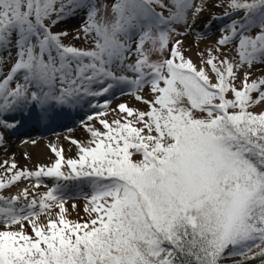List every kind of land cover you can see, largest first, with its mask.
I'll use <instances>...</instances> for the list:
<instances>
[{
	"label": "snow or ice",
	"instance_id": "6c2138e0",
	"mask_svg": "<svg viewBox=\"0 0 264 264\" xmlns=\"http://www.w3.org/2000/svg\"><path fill=\"white\" fill-rule=\"evenodd\" d=\"M204 9L205 0H115L109 18L96 0H0V126L15 128L3 117L25 107L47 116L121 86L148 106L120 103L111 122L104 111L88 116L104 130L85 125L88 143L71 141L77 158L51 146L57 158L47 168L0 165V190L22 179L35 178L36 187L41 177L56 181L38 198L28 189L0 195V264H220L231 256L264 264V111L250 110L264 101V75L245 71L242 86L233 83L241 66L264 63V0H227L213 21L243 15L220 27L217 51L235 41L238 62H217L209 50L197 67L181 41L169 42L172 25L191 30L189 15L195 21ZM80 10L76 39L83 32L89 48L52 30ZM155 51L168 58L151 60ZM146 85L151 99L140 95ZM77 179L90 193L86 218L72 220L61 181Z\"/></svg>",
	"mask_w": 264,
	"mask_h": 264
},
{
	"label": "rangeland",
	"instance_id": "374dc122",
	"mask_svg": "<svg viewBox=\"0 0 264 264\" xmlns=\"http://www.w3.org/2000/svg\"><path fill=\"white\" fill-rule=\"evenodd\" d=\"M115 2V0H105L102 5H97L98 7L103 8L104 10L102 11L101 14L106 15L107 17H111V5ZM164 2L167 4L168 0H164ZM199 2V0H197ZM209 2H214V8H210L208 10L209 13H211V16L209 17L208 21H203L202 19L197 23V24H192V18L191 15H189V20L188 24L191 25V30L186 31L185 29L187 28V25L184 24H174L172 25L174 28L177 29L176 33H171V39L169 42V47L171 46L172 43H174L176 40L181 41V50L183 52V55L185 58H190L197 67L201 66V61L202 59L205 60V58H208L207 51H217V40H204L207 35L206 31H211V29L217 30L220 29L221 26L224 25L225 22H227L228 18H222V19H217L215 21L212 20V17L218 16L222 17L223 12L227 6V0H208ZM220 3L221 6L217 7L216 5ZM106 6V7H105ZM207 6V5H205ZM159 7V6H158ZM160 8V7H159ZM161 9V8H160ZM165 14L167 15V12L165 11ZM86 15V10H80L78 11L74 16L69 17L65 20H63L60 24L55 26L52 30L55 31H65L68 33L67 36L63 37L62 40L66 44H72L77 47L81 48H89L92 46L91 40H85L84 39V34L83 32H79L80 39H76L78 30L81 28V26L84 23V18ZM233 17V16H232ZM239 17V16H238ZM230 18V17H229ZM224 22V23H223ZM207 25V27H206ZM259 29H257L258 31ZM178 33H183L178 34ZM201 35V36H199ZM15 40V36L13 37V43ZM133 47L135 45V38L133 39ZM235 44L236 42L234 41L232 44L229 45H224V46H219L220 50L217 51L219 56L226 55L229 57L230 60H233L234 62H238V55L235 51ZM211 45H214V47H210ZM146 48H150L151 45L148 44L145 46ZM210 47L209 49H206ZM15 51L16 49L13 47L12 48V55L13 59L10 61L8 64L4 66L5 72L10 68L11 63L14 62L15 59ZM192 51V52H191ZM168 58V52L165 51L163 54H161L158 51L151 52L150 53V59L153 61L157 60H162ZM135 60L134 56H129L128 60L126 61L127 63H133ZM209 70V69H206ZM210 71V70H209ZM249 71L250 72V77L249 79H254L258 78L262 75H264V63H254L253 66L249 69L247 65L241 66L240 69L236 70V80L233 82L237 88L242 86L243 79H244V72ZM119 74V73H118ZM125 75H130V73H123ZM2 79V77H0ZM213 82H215V79L213 77ZM12 86H15V82H13ZM140 95L144 96L145 99H151L152 94L150 91L149 86H145L141 92ZM228 98H232L231 93L226 94ZM256 94H253L255 97ZM105 100H107L108 107L106 109H102L99 107H93V104L100 103L102 104ZM120 103H125L129 107H132L134 109L140 110V111H145L147 110L148 106L144 104L141 101L136 100L135 96L131 94L130 89L127 86H121V87H116L112 89L109 93L104 94L103 97H94V98H87L82 104L77 105L76 107H64V108H54V109H49L48 114L54 112L55 114L59 115L60 112H64V118L65 120V125L59 127L58 129H54L52 131H49L44 135L42 138L46 139V141L51 145L49 146V152L52 154V159L49 161H35L31 162L29 161V152H27V146L26 144H29V146H33L35 143L29 142L32 139H35V136H19L16 137L14 135H11L9 131L4 128L3 126H0V134L4 133L5 137L9 139V141H0V146L4 147V149H14L15 147L17 148L16 151V160L14 159V153L11 152L9 155L12 158L9 163H12L13 161L17 165V170H23V169H29L32 171L38 170L40 166H44L47 168V166H50L55 159L57 158L54 154V152L51 150V146H55L57 149L60 148L61 141H67L69 140L70 144L72 140H76L80 143V140H77V134L78 133H83V136L81 138H90L91 134L88 132L87 128L85 127L86 124H90L92 127L98 129V130H104L103 125L99 123L98 120L95 118L92 121H88V116H95V113L104 111L106 115L102 117L103 119H107L109 122H111L113 119L119 118L118 114V108L117 106ZM109 109H112V116H107ZM254 112H259V111H264V101H262L258 105H253L251 106V109ZM70 111V112H69ZM42 114L40 110L36 107H25L21 110L15 111L12 114L5 115L7 121L9 122H18L17 120L19 118L26 119L29 116H33V118H36L38 114ZM71 114V115H70ZM76 114V115H75ZM72 117V122L68 120V116ZM199 115V113H198ZM49 116L46 118L48 119ZM74 118V119H73ZM130 119V118H129ZM43 120V119H42ZM44 126H51L52 125V120L50 119L45 122L43 120ZM18 124V123H17ZM68 125V126H67ZM18 126V125H17ZM96 126V127H95ZM139 126V125H137ZM16 128V127H15ZM13 129V128H12ZM15 133V132H14ZM71 136V137H70ZM38 138V137H37ZM28 141V142H27ZM74 145V144H72ZM18 146V147H17ZM19 148V149H18ZM78 148V147H77ZM23 150V151H22ZM70 158H76L75 156L70 157ZM133 159L139 160L141 159L140 155H134L132 157ZM69 159V158H68ZM4 162L0 161V165H2ZM63 171H68L66 168L62 167ZM3 169L0 168V172H2ZM56 183L54 178H49V177H41L40 181V186L36 187L37 185V180L35 178L31 179H22L18 182H16L14 185L9 186L5 189L0 190V195H3L5 197H11L13 195H20V193L24 189L29 190L30 197L35 194L38 198V195L40 193H44L48 190V187L54 185ZM61 183L64 185V191H63V196L65 197V206L68 210V215L71 214V211L74 209L73 205L75 204L76 206L78 205L77 203L79 201H84V196L86 194L90 193V186L87 181L84 180H68V181H61ZM15 186H24V188L17 189L19 191H15ZM77 195L74 197V195ZM58 211V209H53V212ZM46 222V218H45ZM3 225H0V228H2ZM27 231L29 234H31V229L30 227L26 226ZM237 259V257H232L230 262H233Z\"/></svg>",
	"mask_w": 264,
	"mask_h": 264
},
{
	"label": "bare ground",
	"instance_id": "6f19581e",
	"mask_svg": "<svg viewBox=\"0 0 264 264\" xmlns=\"http://www.w3.org/2000/svg\"><path fill=\"white\" fill-rule=\"evenodd\" d=\"M205 9L204 11L198 16V18L193 21L192 20V24H197L201 19L203 21H208L209 17L211 16V13L208 12V10L210 8H214V2H209L208 0H205ZM231 19V18H230ZM229 19V20H230ZM207 37L204 40H217L219 38V36L221 35L219 30H212L210 31L208 34H206ZM192 52V51H191ZM112 109H109V112L107 114V116H112L111 114ZM96 127V126H95ZM77 134V140H80V144H87L88 141L91 139L90 138H81L83 136V133H78V131L76 132ZM3 136V141H9V139H7L5 137V134L2 133ZM71 137V136H70ZM28 142V141H27ZM32 143H35L33 146H29V144H26L25 146H27V152H29V161H49L52 159L54 160V158H52V154L49 152V146L51 145V143L49 144L46 139L44 138H35L32 139L31 141ZM18 147V146H17ZM19 149V148H18ZM59 149H63V156L65 157V159H68L70 157H76L77 158V153H78V148L76 145H72L70 144L69 140L67 141H61L60 144V148ZM58 149V150H59ZM16 151L17 148L15 147L14 149H4V147L0 146V161L4 162V161H11V157H10V153L13 152L14 153V159L16 160ZM23 151V150H22ZM24 188V186H19L16 187L15 186V191L17 189H21ZM19 191V190H17ZM86 201H79L77 204V206L75 207V209H73L71 211V214L68 215L69 219L72 220H77V219H82V218H86V213L84 212V205H85Z\"/></svg>",
	"mask_w": 264,
	"mask_h": 264
},
{
	"label": "trees",
	"instance_id": "16d2710c",
	"mask_svg": "<svg viewBox=\"0 0 264 264\" xmlns=\"http://www.w3.org/2000/svg\"><path fill=\"white\" fill-rule=\"evenodd\" d=\"M213 56L217 57V62H219V60H222L224 59L225 57L229 59V57H227L226 55H223V56H219V54H217L216 52L212 53ZM208 58H205V61L207 60ZM230 60V59H229ZM233 61V60H231ZM204 67L206 69H209L208 66L206 64H204ZM228 251L230 252L231 249H228ZM232 257H237V259L233 262H230V260L232 259ZM260 259L261 258H253V259H249V260H246V261H243V264H260ZM241 260V257L240 256H231L230 258H226V259H222L220 261V264H236L237 261H240Z\"/></svg>",
	"mask_w": 264,
	"mask_h": 264
}]
</instances>
